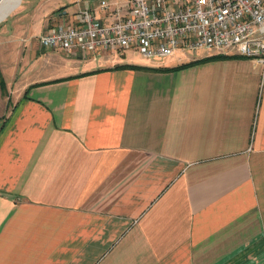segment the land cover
I'll list each match as a JSON object with an SVG mask.
<instances>
[{"label":"crops","instance_id":"0c3cea01","mask_svg":"<svg viewBox=\"0 0 264 264\" xmlns=\"http://www.w3.org/2000/svg\"><path fill=\"white\" fill-rule=\"evenodd\" d=\"M55 1L0 32V264H264V64L42 46L111 20Z\"/></svg>","mask_w":264,"mask_h":264},{"label":"built area","instance_id":"2783aa9c","mask_svg":"<svg viewBox=\"0 0 264 264\" xmlns=\"http://www.w3.org/2000/svg\"><path fill=\"white\" fill-rule=\"evenodd\" d=\"M103 22L84 8L73 23H56L38 36L42 46L101 51L136 49L145 57L177 50L234 52L264 64V0H127L113 3Z\"/></svg>","mask_w":264,"mask_h":264},{"label":"rangeland","instance_id":"374dc122","mask_svg":"<svg viewBox=\"0 0 264 264\" xmlns=\"http://www.w3.org/2000/svg\"><path fill=\"white\" fill-rule=\"evenodd\" d=\"M55 2V0H19V2L15 6H13L3 18L0 19V32H2L3 30V32H5L9 29L17 27L19 21H23L31 15L40 14L46 9L49 4ZM15 43L16 42L14 41V38L11 39L10 43H6L5 40L0 37V48H2L3 46L11 47ZM9 57L11 56L7 54L5 58L6 63ZM124 57L131 61H138L143 58L142 54L138 50L133 48L127 49Z\"/></svg>","mask_w":264,"mask_h":264},{"label":"bare ground","instance_id":"6f19581e","mask_svg":"<svg viewBox=\"0 0 264 264\" xmlns=\"http://www.w3.org/2000/svg\"><path fill=\"white\" fill-rule=\"evenodd\" d=\"M19 0H12L11 3L6 7L4 5L3 0L0 2V18L3 17L5 15L6 12H8V10L13 7V5H15L16 3H18Z\"/></svg>","mask_w":264,"mask_h":264},{"label":"trees","instance_id":"16d2710c","mask_svg":"<svg viewBox=\"0 0 264 264\" xmlns=\"http://www.w3.org/2000/svg\"><path fill=\"white\" fill-rule=\"evenodd\" d=\"M134 66H136V65H134ZM0 84H1V86H3V79L1 77V75H0Z\"/></svg>","mask_w":264,"mask_h":264},{"label":"water","instance_id":"95a60500","mask_svg":"<svg viewBox=\"0 0 264 264\" xmlns=\"http://www.w3.org/2000/svg\"><path fill=\"white\" fill-rule=\"evenodd\" d=\"M1 1H2V0H0V2H1ZM16 4H17V3H16ZM16 4H15V5H16ZM15 5H13V6H15ZM11 8H12V7H11ZM11 8H10V9H11ZM10 9H9V10H10ZM9 10H8V11H9ZM6 13H7V12H6ZM6 13H5V15H6ZM5 15H4V16H5ZM4 16H3V17H4ZM3 17H1V18H3ZM1 18H0V19H1Z\"/></svg>","mask_w":264,"mask_h":264}]
</instances>
